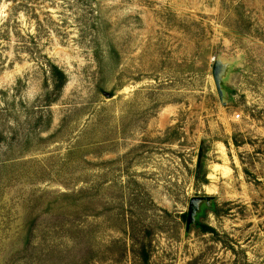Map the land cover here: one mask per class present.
<instances>
[{
    "label": "rangeland",
    "instance_id": "374dc122",
    "mask_svg": "<svg viewBox=\"0 0 264 264\" xmlns=\"http://www.w3.org/2000/svg\"><path fill=\"white\" fill-rule=\"evenodd\" d=\"M0 264H264V0H0Z\"/></svg>",
    "mask_w": 264,
    "mask_h": 264
},
{
    "label": "trees",
    "instance_id": "16d2710c",
    "mask_svg": "<svg viewBox=\"0 0 264 264\" xmlns=\"http://www.w3.org/2000/svg\"><path fill=\"white\" fill-rule=\"evenodd\" d=\"M50 74H51V77L53 78L55 87H61L64 84V79H65L64 74L57 67L52 66ZM202 229L206 230L207 228L202 226Z\"/></svg>",
    "mask_w": 264,
    "mask_h": 264
},
{
    "label": "water",
    "instance_id": "95a60500",
    "mask_svg": "<svg viewBox=\"0 0 264 264\" xmlns=\"http://www.w3.org/2000/svg\"><path fill=\"white\" fill-rule=\"evenodd\" d=\"M213 74H214V70H213ZM194 200H195V198H191L190 201H189V209L187 211V218H186L187 222L189 221L190 215L192 213V203H193Z\"/></svg>",
    "mask_w": 264,
    "mask_h": 264
}]
</instances>
